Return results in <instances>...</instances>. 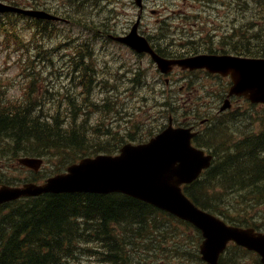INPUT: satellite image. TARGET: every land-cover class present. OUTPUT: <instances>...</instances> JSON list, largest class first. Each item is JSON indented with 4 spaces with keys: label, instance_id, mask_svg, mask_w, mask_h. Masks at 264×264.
<instances>
[{
    "label": "rangeland",
    "instance_id": "rangeland-1",
    "mask_svg": "<svg viewBox=\"0 0 264 264\" xmlns=\"http://www.w3.org/2000/svg\"><path fill=\"white\" fill-rule=\"evenodd\" d=\"M49 1L64 5L63 7L67 4L68 9L75 14L73 16L75 23H86L88 29L53 26V30L39 34L31 30L27 20L12 19L16 33L8 35L7 38L0 36V75L4 85V94L0 100L10 99L9 101L18 103L19 96L22 97L23 94L25 101L30 100L32 103L36 102V106L40 105L46 117H57L62 123L70 119L76 126H82L85 133L95 134L93 140L95 143L106 147L110 145L117 147L119 141L125 144L131 139L135 141L147 139L159 126L166 124L167 113H173L177 120H183L187 116L186 113L190 109L180 113L174 106L173 97L178 87L165 88L163 77L159 75L148 57L138 58L127 48L107 40L109 35H121L123 31H128L135 21L137 10L132 5V0ZM225 1L218 2L212 8L211 1L207 7L202 5V0H186V3L180 7L178 6L180 0H169V2L145 0L147 9L142 17L140 31L158 47L163 44L161 42L163 37H172L170 42L172 46L166 49L184 56L188 54L183 52H188L193 47H221L215 39L222 36L230 21L228 18L230 8ZM24 2L26 4V1ZM177 9L179 11L175 12ZM150 11L155 13L150 14ZM161 32H165V35ZM77 36L82 37L83 44H87L86 50L73 46V40L65 43L67 37ZM13 39H17L16 45ZM190 40L194 42L191 43ZM88 55L93 58L92 64L102 69L98 73V78H102L107 84H110L112 64L136 63H139L150 83L144 89L137 85L127 87L124 75L114 79V85H117L116 91L103 90V95L100 96L102 88L91 85L89 92H86L88 81L81 79V74L74 76L73 71L79 70L81 62ZM178 72L175 71L171 77L172 81L180 78ZM185 74L184 82L187 83L191 78L193 84H197L194 104L192 103L196 114L200 115V120L209 117L222 131V139L213 145L215 152L227 153L228 149L226 150L225 146L229 145L230 139H244L264 129V109L257 105L251 106L243 99L234 100L232 108L225 114L214 116L219 102L223 100L220 95L224 96L228 89L227 81L214 77L205 78L200 74L192 77V73ZM91 82L96 83V78ZM179 84L184 85L180 82ZM116 94L118 104L113 102ZM162 95H165L168 101L165 108L156 102V98ZM69 99L79 108L73 110ZM96 101H100L97 104L99 106H91ZM212 108L213 112H211ZM213 124L207 123V127L201 131H211ZM105 134H108L107 138L102 136ZM33 146L25 145L23 154L28 152L43 156L39 157L43 159V165L36 174L20 169L17 159L23 156L14 154L12 146L0 140V184L4 181L22 184L64 168L65 158L62 153H42L39 147ZM212 198L222 208L228 207V211L232 209L231 213L237 216L241 215L246 219L255 218L254 225L264 229V205L258 207V204L264 201L263 197L253 200L247 194H243L236 198H228L224 192H217ZM231 213L229 214L233 215ZM182 232L184 233L182 241L186 243L187 251L191 253L188 257L193 256V261L188 260L187 264H202L198 246H195L197 238L193 231L185 229ZM87 247L92 250L93 257L90 258L91 263L86 264H102L97 255L98 252L104 251L101 246L91 242ZM133 249L136 259H133L131 264H180V255L175 252L160 255L153 251L143 252L140 246ZM227 254L224 264H259L257 258L251 255L240 260L232 256V250Z\"/></svg>",
    "mask_w": 264,
    "mask_h": 264
},
{
    "label": "trees",
    "instance_id": "trees-1",
    "mask_svg": "<svg viewBox=\"0 0 264 264\" xmlns=\"http://www.w3.org/2000/svg\"><path fill=\"white\" fill-rule=\"evenodd\" d=\"M229 3L235 15L232 29L222 35L219 49L207 50L264 58V0H229ZM252 11L254 14L250 16ZM90 64L81 67L89 82L94 74ZM133 82H138V77ZM70 102L73 110L79 108L72 100ZM14 108L0 105V137L11 141L16 152L24 145L34 144L33 147H39L43 153H62L63 157L69 154L77 159L113 153L106 149L114 147L95 143L93 136H87L82 126L70 120L63 124L54 117L49 123L27 107ZM161 129L163 126L157 132ZM217 139V134H209L207 138L198 134L194 143L210 149ZM228 147L230 154L213 153L216 159L212 167L200 180L184 186V192L200 208L221 216L232 225L257 226L253 220H247L249 226L243 221L229 219L224 211L228 207L222 210L210 198L217 194L215 190L228 196L251 190L254 200L264 197V130ZM44 178L46 176L42 180ZM190 228L191 225L124 195H42L0 208V264H83L93 257L85 246L91 242L105 251L97 253L102 264H131L136 259L133 248L139 246L143 252L153 251L160 255L175 252L182 260L193 261V256L186 257L191 254L187 245L181 246L182 231ZM198 236L200 238V234ZM231 249L248 254L234 246ZM232 255L237 257L233 251ZM76 260L80 261L75 263ZM219 264H224L223 257Z\"/></svg>",
    "mask_w": 264,
    "mask_h": 264
},
{
    "label": "water",
    "instance_id": "water-1",
    "mask_svg": "<svg viewBox=\"0 0 264 264\" xmlns=\"http://www.w3.org/2000/svg\"><path fill=\"white\" fill-rule=\"evenodd\" d=\"M137 3L140 4V0ZM26 15L52 18L40 12H26ZM116 40L139 53H149L161 73L168 74L174 65L189 70L205 68L212 74L230 76L232 86L227 98L238 96L253 104H264V59L200 55L168 60L157 56L147 41L134 32ZM229 107V100L226 99L220 111ZM194 135L191 128L173 129L169 124L166 130L146 145L124 146L120 156L99 155L81 159L70 165L65 173L51 177L41 185L0 188V205L20 197L47 193H124L168 211L199 228L205 238L200 253L208 264H217L219 254L229 241L256 251L264 264L263 234L255 233L252 229L227 227L218 219L199 211L182 195L180 185L196 179L202 169L209 167L211 161V156H204L202 151L190 145ZM20 163L37 171L41 160L24 158Z\"/></svg>",
    "mask_w": 264,
    "mask_h": 264
},
{
    "label": "bare ground",
    "instance_id": "bare-ground-1",
    "mask_svg": "<svg viewBox=\"0 0 264 264\" xmlns=\"http://www.w3.org/2000/svg\"><path fill=\"white\" fill-rule=\"evenodd\" d=\"M81 2V1H80ZM84 5V4H83ZM162 33V32H161ZM165 33V32H164ZM164 33H162V34H164ZM161 34V35H162ZM165 35V34H164ZM158 41H159V38H158ZM162 44V43H161ZM257 48V47H256ZM252 49H253V47H252ZM260 49V48H259ZM254 50V49H253ZM259 51V50H258ZM261 52H262V50H261ZM233 54V53H232ZM255 54V53H254ZM258 54V53H257ZM260 54V53H259ZM55 68V67H54ZM127 114V113H126ZM132 114V113H131ZM130 115V114H129ZM130 117V116H129ZM24 124V123H23ZM38 126V125H37ZM3 127V126H2ZM63 136V135H62ZM31 140V139H30ZM35 141V140H34ZM1 147H3V146H1ZM31 147V146H30ZM10 148V147H9ZM26 148V147H25ZM251 151V150H250ZM28 153V152H27ZM252 154V153H251ZM7 179V178H6ZM33 225V224H32ZM52 229V228H51ZM30 230V229H29ZM38 232V231H37ZM39 233V232H38ZM143 236V235H142ZM109 244V243H108Z\"/></svg>",
    "mask_w": 264,
    "mask_h": 264
},
{
    "label": "flooded vegetation",
    "instance_id": "flooded-vegetation-1",
    "mask_svg": "<svg viewBox=\"0 0 264 264\" xmlns=\"http://www.w3.org/2000/svg\"><path fill=\"white\" fill-rule=\"evenodd\" d=\"M39 5V4H38ZM39 7V6H38Z\"/></svg>",
    "mask_w": 264,
    "mask_h": 264
}]
</instances>
